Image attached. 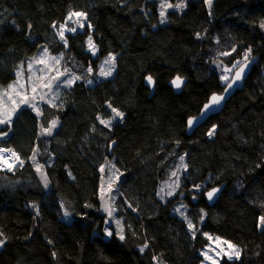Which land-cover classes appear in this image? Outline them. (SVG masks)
Wrapping results in <instances>:
<instances>
[{"label":"trees","instance_id":"trees-1","mask_svg":"<svg viewBox=\"0 0 264 264\" xmlns=\"http://www.w3.org/2000/svg\"><path fill=\"white\" fill-rule=\"evenodd\" d=\"M71 12L83 13L86 26L64 44L52 30ZM41 46L80 69L95 70L112 55L115 70L93 86L62 90L39 118L21 109L0 130L7 133L0 145L19 157L0 171V264H201L205 234L239 249L219 264H264V0H186L164 22L156 0H0V89ZM245 57L258 61L242 90L186 135L187 119L224 88L213 63L231 67ZM176 76L186 80L179 94L168 86ZM112 108L123 116L107 127L101 120ZM54 120L57 128L40 137ZM181 157L176 192L162 200L159 186ZM107 164L120 175L114 206L123 239L103 236ZM222 185L208 206L204 192Z\"/></svg>","mask_w":264,"mask_h":264},{"label":"rangeland","instance_id":"rangeland-1","mask_svg":"<svg viewBox=\"0 0 264 264\" xmlns=\"http://www.w3.org/2000/svg\"><path fill=\"white\" fill-rule=\"evenodd\" d=\"M205 1L207 2V5H210L208 0ZM212 1L213 0H211V2ZM156 2L159 7L160 15L161 11L164 12V15L161 16V22L165 21V15L168 11H182L186 4V0H156ZM162 5H164L163 8ZM166 5H171V7H167ZM73 13L78 12L69 13L62 24H59L53 28L52 36L54 40L66 44L65 38L68 34H74L76 32H81L84 30V27L86 26L85 15L77 17L75 15H72ZM69 17H71V19ZM69 29H75V31H69ZM61 31L64 32L63 39H61L59 35ZM89 38L91 37L88 36L85 40L86 51L92 57H95L97 55V48L93 44L92 38L90 46ZM53 57H55L56 59H52ZM112 57L114 56L109 55L101 59L95 70L89 67L80 69L75 64L69 63V61L64 57L63 54L52 55L48 51V48L46 46H41L38 51L33 56H31L24 64L18 66V68L15 70L14 81L0 89V113H3L4 111L12 112V109L15 108V111L12 112L13 120L18 111L27 108L33 114H35L37 118H39L43 105L54 106L57 103L62 90L70 88L76 82L83 81L86 85L93 86L97 81L110 78L115 70V58L114 60H110V58ZM41 60H43V62H41ZM105 61H110V63L106 64ZM239 63L240 62L234 64L231 67H227L221 62L213 63V68L218 72L222 84H226L229 81L234 69ZM29 65H31L30 69ZM109 70H111V75L101 74L102 71L108 72ZM20 72H22L23 74L22 79L17 75V73ZM76 77H79V79H76ZM225 77L227 79H225ZM29 78H31V80H29ZM18 80L21 84L24 85V89L17 88L15 91L9 89V86L16 84ZM69 80L72 81L70 84L68 83ZM89 81H91V83H89ZM30 84L36 87L35 92L32 91V87L30 86ZM47 84H50V87L43 86ZM5 90H8L7 95H4ZM17 92H20V95H17ZM24 95H27L30 100L33 96H35V100L32 101L35 107L31 106L30 104L20 103V100L24 97ZM41 97H43V99H41ZM13 100L15 101V103H12ZM120 119L121 116H116V113L112 111L110 118L105 120V122L110 121V123L103 124L107 127H110ZM52 122L53 121H51L48 126V128L51 129V133L57 128L58 125L57 121H55L56 126L55 128H52ZM10 124H0V130L6 126H9ZM39 135L40 137H48L51 134L49 135L44 131V129L40 127ZM6 137L7 135H0V142L3 141ZM0 148L9 150L1 145ZM18 161L19 157L14 160V162L12 163V167L16 166L19 163ZM32 162L34 165V170L36 171L41 183L44 186L48 185L43 169L44 166L39 165L35 160V157L32 158ZM183 166V160H179L178 162H176V166L173 171L175 175H173L172 173L167 181L160 184L158 194L162 200H166L175 194L179 183L180 174L183 171ZM9 169H11V167H9ZM0 171H6V168L4 170L0 169ZM119 178L120 175L112 166V164H107L102 167L99 187V202L100 212L105 216V227L103 230V236L105 238H109L112 234H116L118 238H121L122 236V222L116 217V209L114 206V200L117 197L116 189ZM169 193H171V195H169ZM174 209L175 213L178 216L185 218V210L181 205H177ZM109 212H111V215H109ZM258 225L261 230H264V223L261 222V218H259ZM108 233H111V235H109ZM205 237L207 238L208 243L199 253L202 257L201 264H219L223 258H237L234 254V249L236 251H239V249L232 243L208 234H205ZM0 240H2L1 237ZM2 245L3 244H0V249ZM229 245L234 246V249L230 248Z\"/></svg>","mask_w":264,"mask_h":264},{"label":"water","instance_id":"water-1","mask_svg":"<svg viewBox=\"0 0 264 264\" xmlns=\"http://www.w3.org/2000/svg\"><path fill=\"white\" fill-rule=\"evenodd\" d=\"M257 61H258V58H256V57L247 59V60L242 62L240 65H238L234 69L231 78L224 85V88L221 91V93H214L211 96H209L208 100L202 106V108L200 109L199 113L196 116L190 117V118L187 119V121H186V135L190 136L196 128H198L199 126L204 124L209 118H211L213 116H216V115H218V114H220L222 112L225 104L233 97V95L236 92L242 90V88L244 86V83H245V80L249 76L252 67L257 63ZM241 67H244V72L242 73L241 78L239 80H236L235 79L236 73L240 71ZM148 77L149 76L145 77V79H144V86L150 91V96H152L153 93H154V90H155V82H154L153 79H151V82H149ZM176 78H177V76L174 77L173 79H171L168 82V86L173 90V92L175 94H179L181 92V90L183 89V87H184V85L186 83V80L180 78V80H181L180 87H176L172 83V81L175 80ZM228 84H232V87L228 88L227 87ZM213 95L222 96L223 97V99L220 101V103L218 105H211V98H212ZM206 104L210 105V108L207 109V110L205 109V105ZM189 120L193 121V124L191 126H189V123H188ZM223 188H224V186L222 185V186H219V187H214V188L209 189L206 192H204V199H205V201H206L208 206H213L217 202V200H218V198L220 196V193L222 192ZM213 189H217L218 191H216L214 196H213V198L211 200H209L208 192L212 191Z\"/></svg>","mask_w":264,"mask_h":264},{"label":"snow or ice","instance_id":"snow-or-ice-1","mask_svg":"<svg viewBox=\"0 0 264 264\" xmlns=\"http://www.w3.org/2000/svg\"><path fill=\"white\" fill-rule=\"evenodd\" d=\"M208 2H209V4H210V3H211V0H208ZM166 6H167V7H171V5H166ZM163 7H164V5H162V8H163ZM72 15H75V16H77V17L84 16L83 13H73ZM163 15H164V12L161 11V16H163ZM69 18L71 19V17H69ZM69 31H75V29H69ZM59 35H60L61 39L64 38V32H63V31H61V32L59 33ZM65 43H66V41H65ZM89 44H90V46H91V38H89ZM45 52H46V50H45ZM52 59H56V58L53 57ZM245 59H247V57H245ZM110 60H114V57L110 58ZM41 62H43V60H41ZM57 62H58V61H57ZM105 63H106V64H107V63H110V61H105ZM245 67H246V66H245ZM30 68H31V65H29V69H30ZM243 72H244V67H241V68H240V71L236 73V77H235V79H236V80H239V79L241 78V75H242ZM101 74H102V75H111V70H109L108 72H104V71H102ZM17 75H18V77H20V78L22 79V77H23L22 72L17 73ZM76 79H79V77H76ZM151 79H152L151 77H148L149 82H151ZM225 79H227V78L225 77ZM29 80H31V78H29ZM71 82H72L71 80L68 81L69 84H70ZM89 83H91V81H89ZM172 83H173L176 87H180L181 80H180L179 77H177L175 80L172 81ZM30 86L32 87V91L35 92V91H36V87L33 86V85H31V84H30ZM43 86H44V87H50V84L43 85ZM227 87H228V88H231V87H232V84H228ZM17 88L24 89V85L21 84V83L19 82V80L16 82V84H14V85H10V86H9V89H11V90H13V91H15ZM226 90H227V89H226ZM7 94H8V90H5L4 95H7ZM17 95H20V92H17ZM41 99H43V97H41ZM222 99H223L222 96H216V95H213L212 98H211V105H218ZM33 100H35V96H33V97L31 98V100H30V99L27 97V95H24V97L20 100V103H21V104H30L31 106L35 107V105L32 103ZM12 103H15V101L13 100ZM17 107H18V105H17ZM109 107H111V105H109ZM209 108H210V105H207V104H206V105H205V109L207 110V109H209ZM14 111H15V108L12 109V112H14ZM112 111L116 113V116H121V117L123 116V113L117 111L115 108H112ZM12 112L4 111L3 113H0V124H6V123H7V124H10V123L12 122ZM101 123H110V121H109V122H105V121L101 120ZM188 123H189V126H191V125L193 124V121H192V120H189ZM55 126H56V122L53 121V122H52V128H55ZM44 131H45L46 133H48L49 135L51 134V129H50V128H46V129H44ZM0 135H7V133H0ZM209 135H211V133H209ZM11 154H12L13 156L16 155L14 152L11 153ZM181 160H183V157H181ZM10 167H11V166H10ZM173 175H175V173H173ZM216 191H218V190H217V189H213L212 191L208 192V198H209V200H211V199L213 198V196H214V194H215ZM169 195H171V193H169ZM65 215H67V213H65ZM109 215H111V212H109ZM261 222L264 223V217L261 218ZM189 227L191 228L192 225L190 224ZM108 234L111 235V233H108ZM121 239H123V236H121ZM0 244H3V241H2V240H0ZM229 247L234 249V246H232V245H229ZM141 251H143V249H141ZM234 254H235L236 257H239V255H240L239 251H236L235 249H234ZM230 258H231V257H230Z\"/></svg>","mask_w":264,"mask_h":264},{"label":"bare ground","instance_id":"bare-ground-1","mask_svg":"<svg viewBox=\"0 0 264 264\" xmlns=\"http://www.w3.org/2000/svg\"><path fill=\"white\" fill-rule=\"evenodd\" d=\"M11 153L13 152L0 148V169H5L17 159V155L13 156Z\"/></svg>","mask_w":264,"mask_h":264},{"label":"built area","instance_id":"built-area-1","mask_svg":"<svg viewBox=\"0 0 264 264\" xmlns=\"http://www.w3.org/2000/svg\"><path fill=\"white\" fill-rule=\"evenodd\" d=\"M7 151H9V150H7ZM10 166H11V169H9ZM13 168H14V166L12 167V164H10V165H8V166L6 167V171H11ZM2 170H4V169H2Z\"/></svg>","mask_w":264,"mask_h":264},{"label":"clouds","instance_id":"clouds-1","mask_svg":"<svg viewBox=\"0 0 264 264\" xmlns=\"http://www.w3.org/2000/svg\"><path fill=\"white\" fill-rule=\"evenodd\" d=\"M11 152H13V151H11ZM18 157V156H17ZM2 170V169H1Z\"/></svg>","mask_w":264,"mask_h":264}]
</instances>
